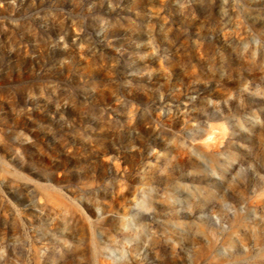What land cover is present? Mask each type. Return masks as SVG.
Listing matches in <instances>:
<instances>
[{
	"label": "rangeland",
	"instance_id": "rangeland-1",
	"mask_svg": "<svg viewBox=\"0 0 264 264\" xmlns=\"http://www.w3.org/2000/svg\"><path fill=\"white\" fill-rule=\"evenodd\" d=\"M0 264H264V0H0Z\"/></svg>",
	"mask_w": 264,
	"mask_h": 264
}]
</instances>
